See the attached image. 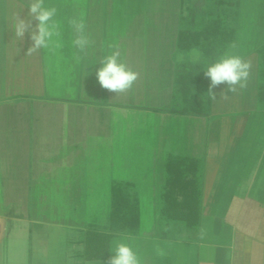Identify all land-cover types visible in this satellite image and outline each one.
<instances>
[{
	"label": "rangeland",
	"instance_id": "374dc122",
	"mask_svg": "<svg viewBox=\"0 0 264 264\" xmlns=\"http://www.w3.org/2000/svg\"><path fill=\"white\" fill-rule=\"evenodd\" d=\"M82 1L45 0L47 5L58 9L55 19L61 25L64 48L55 54L41 50L40 55H46L45 63H47V55H52L55 59V65L50 69L52 73L50 79L53 83L58 81V87L61 86L62 80L67 78L62 62L76 51L70 45L71 33L67 26V18L79 16L78 7L83 3ZM20 2L27 4L28 0H20ZM3 3L8 2L0 0V5ZM108 5L112 17L104 28L96 22H92V26L89 25V21L87 22V32L95 42L88 55L109 54L111 51L109 45L117 44L129 65L140 73V77L129 93L120 96H116L114 92L108 93L116 97L119 102L118 108L112 113V118L118 119L117 122L113 120L111 126L105 119L108 113L110 114V109H104L106 113L102 114L106 116L103 123L99 124L89 119L95 114L86 112L88 123L87 128L83 130V138L86 137L87 140L84 142L88 143L87 146L93 144L98 147V141L102 140L100 138H112V142H117L124 153L136 152L133 155L130 153L128 156L114 157L119 160L118 169L122 170L120 172L124 171L123 173L127 174L128 166L132 167L133 174L146 173L150 169L149 174L152 179L143 182L144 187L141 188L143 192L141 229L135 236L133 233L125 232L114 238L112 247L115 241L121 240L130 244L138 253L139 248L133 238L137 235L152 237L155 240L152 264H198L207 256L208 248L204 244H220L228 239L231 227L223 222L219 232L216 218L222 220L223 214L230 206V196L234 193L237 195L246 193L250 198L256 199L264 193V172H262L264 171V0H184L183 7L180 0H108ZM182 15L184 20L180 23ZM216 17L223 19L226 31H234V37L226 43L225 48L206 55L197 47L203 53L201 63L196 65L187 62L177 63V54L188 51L181 50L176 45L178 28L182 26V28L197 29L206 20ZM233 43L237 45V54L251 60L252 63L247 87L238 89L236 93H228L229 99L222 100L220 93L227 89V84H221L212 89L217 99L212 101L207 94L211 81L204 74L205 66L227 51L228 46ZM77 55L84 54L77 53ZM174 63L180 64L182 70H192L194 76L200 78L199 92L206 95L208 102L203 114L186 118L179 113L183 111L184 102L179 96L172 99L170 95L172 89L169 83L170 68ZM155 66L163 68L159 76L151 72ZM260 69H263L262 73ZM150 95L158 97L153 102L162 106L159 109L160 114L152 108H146L154 104ZM48 107L50 109L42 110L41 115L58 119L62 107L56 103H51ZM171 107L177 110L175 118L169 114L171 111L168 109ZM171 118L173 123H169ZM157 119H160V122ZM165 121L168 127L164 129L161 126ZM58 123L56 120L55 123L52 121L50 124H41L40 127L41 131L45 126L51 130V141L57 147L63 146L66 140L65 136L57 139V136L60 137L58 128H61ZM173 128L177 129L182 137L189 136L186 152L199 159L203 202L200 222L191 227L181 221L166 220L161 216V200L158 194L163 180L161 179L163 178L162 155L161 157L154 155L153 150H148L147 145L136 150V145L142 147L141 144L145 143L146 140L143 141L142 138L149 134H157L159 129L171 132ZM110 130L112 136L109 134ZM150 141L153 142L151 139ZM89 159H93L91 164ZM106 159L108 162L110 157L87 158L86 174H91L93 182L88 185L92 186L65 189L55 187L54 184L59 182L48 184L45 181L44 185L52 186L40 185L32 189V202L29 199L30 203L23 205V211L25 213L28 211L33 221L41 224L67 226L70 236H77L78 229L93 217L97 216L100 223L104 224L110 209L109 178L124 175L110 171ZM103 161L106 164L104 167L100 165ZM137 165L138 172L135 171ZM100 167L105 177L98 170ZM216 169L221 171L218 173ZM217 174L220 176L218 177ZM210 175H213L212 183H214L212 203L206 198V192L211 188ZM218 179L219 183L215 184ZM20 222L14 226V234L4 241L6 249L3 248L0 264H29V236ZM24 223L25 221L22 222ZM157 248L164 251L163 256L156 254ZM111 255L110 252L104 260L86 261L83 264H105ZM67 264H77V260L69 259Z\"/></svg>",
	"mask_w": 264,
	"mask_h": 264
},
{
	"label": "crops",
	"instance_id": "0c3cea01",
	"mask_svg": "<svg viewBox=\"0 0 264 264\" xmlns=\"http://www.w3.org/2000/svg\"><path fill=\"white\" fill-rule=\"evenodd\" d=\"M7 2L0 5V23H2L0 27V261L3 248L6 249L4 241L14 234V226L20 221V225L26 228L29 236V264H67L69 259L74 258L77 260V264H83L86 261L104 260L110 255V251L104 258L89 259L85 257L84 237L90 227L103 229L109 226L110 209L104 224L100 223V219L97 216L93 217L91 221L78 229L77 236H70L67 226L62 224H59L60 226L41 224L33 221L28 211L26 213L23 211V205L32 202V189L40 187V185L49 187L52 186H48L49 182H59L54 184L55 187L65 189L92 186L88 185V183L93 182L92 176L91 174H86L88 168L86 163L89 156L110 157L108 162L106 159V163L110 171H114L119 175L118 173L122 170L118 169L119 160L114 159V157L136 153L135 151L124 153L123 149L119 148L118 143H113L110 137L100 138L102 140L97 137H91L100 140L98 143L96 142L98 147L93 146V144L87 146L88 143L84 142L87 138H83V130L87 128L86 125L88 123L85 114H95L89 119L94 122L97 121L99 124L103 123V119L106 116L102 114L106 113L104 109H110L111 115L108 113L105 118L107 120L106 123L111 126L113 120L117 122L118 119H113L112 113L113 110L118 108L119 102L116 97L110 95L112 92L103 89L99 85L96 78V71L100 68L99 61L103 55H79V60L75 59L74 55H70L67 60L62 62L63 66L61 65L64 67L62 69L65 71L67 78L63 79L61 86L58 87L59 82L53 83L52 79H50L52 76L50 69L56 62L53 56L47 55V63H45L46 55H40L41 50L32 56H27V50L32 45L30 33H25L22 39H17L11 27V18L17 11H19L22 19H28L29 9L27 4L21 3L20 0H7ZM180 4L183 7L184 0H180ZM78 10V17L84 20L87 27V22L89 21L90 26H92V22H96L97 25L104 28L112 17L109 12L108 0H89V2L84 0L83 3L79 4ZM183 20L184 15L181 16L180 23ZM32 23L33 27H35L38 22L33 20ZM183 29L196 30L191 27L182 28L181 26L178 28L176 45L179 49H181L179 47V35ZM173 65L170 68L171 76L169 78V83L172 86L170 91L171 98L175 99L179 96L181 101L184 102L179 91V79L186 74L193 76L192 92L194 97H196L190 103L184 102L183 111H179V113L185 115L186 118H188L187 116L196 117L203 114L208 102L206 101V95L199 92L198 83L200 78H196L192 70H182L180 64L174 63ZM156 66L150 71L152 74L159 76L163 68ZM55 67L58 68L57 66ZM262 71L263 69H260V73ZM148 77H150V74ZM150 99L155 105L151 104L152 106L146 108H152V110L160 114L159 109L162 106L153 102L158 97L151 96ZM51 103L59 104L62 107V113L61 115L59 113V118L56 119L59 122L58 124L61 125V128H58L60 137L57 136V139H62L65 136L66 140L63 146L59 147L51 141V130L49 128L45 126V129H42L43 131L40 130L41 124H50L52 121L54 123L56 121L53 118H49V116L44 117L41 115L43 113H41L42 110L47 111L46 109H50L48 106ZM194 104H202V112L194 111V108H192ZM168 110L171 111H169L170 116L175 118L177 110L173 107ZM98 111H101V113ZM172 118L169 123H173ZM45 119L48 121H45ZM157 120L160 122V119ZM175 121L179 122L178 120ZM167 124L165 121L161 127L166 128L168 127ZM107 129L109 130V127ZM157 131V134H149L144 139L142 138L143 141H146L141 144L142 147L136 145V150L138 151L139 148L142 149L147 145L148 150H153L154 155H159L160 157L162 155L163 178L161 179L163 180L158 194L161 200L160 213L164 219L174 220L167 218L163 214L162 209L165 187L175 175L171 177L169 174L168 161L170 158L195 161L196 165L191 171L194 173V186L197 189L199 203L202 205L203 188L200 185L199 159L186 152L189 136L185 137L183 135L182 137L181 133L177 129L174 130V128L171 129V132L160 131V129ZM109 134L112 136L111 130ZM150 139L153 142H149ZM126 161L128 162V160ZM92 162L93 159H89V163L91 164ZM100 165L104 167L106 164L103 161ZM128 165H130L129 162ZM126 168L128 170L127 174H124L123 171L120 173L124 175L110 176L111 178H109L110 202L111 187L115 183L126 185L129 188V192L138 199L140 225L135 232H129L135 236L141 229L143 222V192L141 188L144 187L143 184L145 182L149 181L151 175L149 174L150 169L146 173L133 174L131 166ZM136 168L135 171L138 172L139 166L137 165ZM98 170L103 171L101 167ZM220 171L221 169L219 171L216 169V172L219 173ZM262 172L264 171L262 170ZM101 174L105 177L103 172ZM190 176L192 179L193 175L190 174ZM212 176L210 175L211 191L207 190L206 192V198L211 203L214 198ZM217 176L219 177L220 175L217 174ZM45 181L48 184L44 185ZM219 181V179L215 181V184L219 183ZM192 186L190 185V188ZM260 195L256 199L250 198L246 193L241 195L234 193L230 196V206L223 214L222 220L219 217L216 218L219 232L223 222L231 227L232 230L228 233V239L220 244H204L208 248L206 250L207 256L201 259L198 264H264V193ZM29 199H31L30 202ZM200 219L201 207L199 222ZM23 221H25L24 224H22ZM114 238L111 240L110 248H112ZM133 239L138 245L137 254L140 256L142 264H152L154 238L137 235Z\"/></svg>",
	"mask_w": 264,
	"mask_h": 264
},
{
	"label": "clouds",
	"instance_id": "9594fccd",
	"mask_svg": "<svg viewBox=\"0 0 264 264\" xmlns=\"http://www.w3.org/2000/svg\"><path fill=\"white\" fill-rule=\"evenodd\" d=\"M27 7L28 19H22L19 11L15 12L11 18V27L17 39H22L25 33H30L32 45L28 48L26 55L32 56L40 50L55 54L63 49L61 25L55 19L58 13L57 7L47 5L45 0H28ZM33 20L38 22L35 27H33ZM67 26L71 33L70 45L76 50L74 58L79 60L77 53L88 55L95 42L87 32V25L82 18H67ZM109 48L110 53L100 58L99 62L102 66L96 71L97 81L103 89L114 92L116 96L127 94L133 89L140 73L129 65L119 45L111 44ZM236 48V44H230L227 51L205 66L204 74L211 81L207 94L212 101L217 100L212 89L221 84H227V89L220 93L222 100L229 99L228 93H236L238 89L247 87L252 63L251 60L237 54ZM202 58L201 50L193 47L187 52H179L176 62L196 65L201 63ZM109 251L112 255L105 264H142L140 256L133 247L121 240L115 241L114 247ZM156 254L163 256L164 251L157 248Z\"/></svg>",
	"mask_w": 264,
	"mask_h": 264
},
{
	"label": "trees",
	"instance_id": "16d2710c",
	"mask_svg": "<svg viewBox=\"0 0 264 264\" xmlns=\"http://www.w3.org/2000/svg\"><path fill=\"white\" fill-rule=\"evenodd\" d=\"M224 21L216 17L203 22L196 30L183 29L179 35V47L190 50L199 47L204 54L211 55L223 49L234 37V31H226ZM193 76L184 75L179 79V91L184 102L196 99L192 92ZM202 104L192 105L193 110L202 112ZM192 165V166H191ZM195 161L170 158L168 172L172 177L164 191L163 214L170 219L194 226L199 222L200 203L194 182ZM190 174L193 175L192 179ZM190 185H193L190 188ZM140 225L138 199L122 183L111 187L109 226L107 228L90 227L84 237L85 257L89 259L104 258L109 253L110 243L114 237L125 232H135Z\"/></svg>",
	"mask_w": 264,
	"mask_h": 264
}]
</instances>
